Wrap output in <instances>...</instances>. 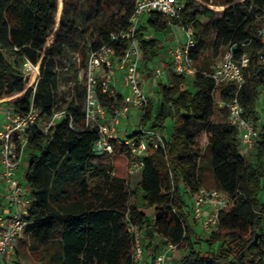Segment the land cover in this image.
Returning <instances> with one entry per match:
<instances>
[{"label":"trees","instance_id":"trees-1","mask_svg":"<svg viewBox=\"0 0 264 264\" xmlns=\"http://www.w3.org/2000/svg\"><path fill=\"white\" fill-rule=\"evenodd\" d=\"M178 1L183 5L182 23L194 28L195 47L190 57L197 73L187 80L173 73L170 64L167 83L156 86V114L153 116L152 104L148 103L139 130L132 136L149 128L158 129L164 139L163 149L150 150L144 158L135 185L143 205L153 209L152 221L132 205L126 179L114 174L112 155L95 149L97 130L85 121L84 72L83 83L73 88L66 105L57 104L55 58L64 42L71 41V30L67 29L57 35L54 45L47 46L57 1L0 0V105L11 102L10 107L22 117L34 108L39 121L45 122L56 111H65V117L47 129L36 126L27 133L24 186L30 205L21 234L36 264H134V238L127 231L128 221L143 230L149 240L158 235L176 245L183 252L178 264H264V202L258 198L264 191V136L251 162L240 153L225 109L221 108V121L213 120L217 101L226 103L237 95L244 118L264 121L258 106L264 85V62L259 60L264 55V43L259 38L262 26L255 20L258 13L264 18V0H199L201 5L194 11L190 4L195 0ZM135 2L124 0L118 23L104 25L88 51L82 50L83 69L90 51L110 44L117 58L128 46L127 39L112 42L111 35L128 27ZM216 5L223 11H215ZM146 15V27L139 23L135 32L141 51L140 73L146 72L158 45L155 39L145 38L146 29L163 32L168 24L179 26L178 20L162 14ZM65 16L64 12V21ZM197 16L206 17L208 23H200ZM64 21L60 24L65 27ZM218 42L227 44L226 49L232 47L237 62L244 54L249 57L243 68L245 83L239 91L225 84L215 86L212 79L214 64L204 56ZM5 52L36 68V72L29 71L35 74L32 83L38 76L34 86L26 87L27 77L7 61ZM99 99L105 107L122 100L107 94L99 95ZM168 118L175 121L169 135L164 127ZM112 146L114 154L117 144ZM207 180L230 198L227 210L219 215L218 231L205 239L210 249L228 242L215 253L195 248L200 238L182 194L190 197L205 187Z\"/></svg>","mask_w":264,"mask_h":264},{"label":"built area","instance_id":"built-area-1","mask_svg":"<svg viewBox=\"0 0 264 264\" xmlns=\"http://www.w3.org/2000/svg\"><path fill=\"white\" fill-rule=\"evenodd\" d=\"M183 5L178 0H136L128 27L111 35V41L127 39L128 46L116 58L115 48L104 45L99 49L90 51L84 68V103L85 121L91 128H96L98 139L95 142L97 152H106L113 155L112 143L115 142L127 159L126 175L133 177L140 175L144 166V158L150 150L157 151L164 147V139L158 129H142L135 137L118 140L120 119L125 117L131 107L139 109L142 113L149 103L148 96L143 88L139 70L141 51L135 32L140 23V18L149 13H159L179 21L183 32V41L178 42L167 50L171 70L177 75L184 76L187 80L197 71L190 57L195 47L194 28L181 21ZM259 38L264 43V28L259 31ZM249 57L244 54L240 61L234 58L232 47L225 50L223 55L212 66V79L215 86L222 84L234 87L237 91L245 83L243 68L247 66ZM264 62V55L259 56ZM116 70L123 73L128 86L129 94L118 105L105 107L101 104L99 95H109L114 98L113 81ZM156 76L161 77V72L156 71ZM260 95L264 97V85L260 88ZM219 108L226 111V122L236 131L240 143V153L245 158L256 151L258 142L264 136V121H252L244 118L243 107L235 95L228 102L217 101ZM0 179L7 188V204L12 210L9 217H0V263H9L16 254V240L21 235L26 225L24 217L30 205L27 190L17 178V171L21 165L22 154L27 143V133L33 130L39 122V113L30 108L25 117L19 115L12 107L4 105L0 109ZM65 117V111H56L46 122L47 127L59 122ZM251 158V156L249 157ZM252 160V158H251ZM191 206L188 211L189 218L194 226L203 233L211 235L218 231L219 215L226 211L229 204V195L216 188H199L198 192L191 194ZM155 215L151 216V220ZM127 231L134 238L132 258L134 264H144L143 235L132 222H127ZM161 236L155 235L152 243L154 246L162 245L160 252L156 253L148 264H170L171 253L178 250L177 246L166 242Z\"/></svg>","mask_w":264,"mask_h":264},{"label":"rangeland","instance_id":"rangeland-1","mask_svg":"<svg viewBox=\"0 0 264 264\" xmlns=\"http://www.w3.org/2000/svg\"><path fill=\"white\" fill-rule=\"evenodd\" d=\"M57 1V14L55 17V23L54 26L48 36L47 40V46L54 45L56 42V37L58 34L66 33L68 30H71V41L70 43L64 42V46L61 48V51L59 55L55 58V71L57 74V80H58V91L56 96V101L59 107H64L66 103L70 100L71 95L73 93V88L75 86H79V84L83 83V66L80 63L81 59V52L82 50H87L90 48L92 43L94 42L97 33L99 29H101L104 25H114L118 23L119 15L124 7V0H56ZM241 1V0H240ZM191 5V11H194L198 5H201V2L199 0H195L194 3ZM215 11L222 12L223 7L221 5L214 6ZM66 13L65 21L62 18V14ZM256 21L260 23L262 28H264V18L261 17L260 13L257 14ZM197 19L200 23L206 24L208 23V19L204 16H197ZM146 20L147 15H143L140 18V25L146 27ZM64 21L66 26H62L60 23ZM163 32H156L152 29L147 28L145 31V38L146 39H158L160 41L159 44H163ZM227 44L223 43H216V46L212 48V50L208 51L205 54V58L213 65L225 52ZM5 58L7 61L14 67H17L20 72H22L27 77V84L26 87L34 86L35 82L37 81V78L32 83V76L35 74H29V71L36 72V68L33 67L28 63H24L18 60V58L13 55L11 52H5ZM164 61H158L153 60V62H150L147 65L146 73H150L151 76H148L147 74L143 77V83L146 85L145 89L148 93V100L149 103L152 104V107L156 109L158 100H157V94L153 92V90L156 88L157 84H166L165 79L161 77H156V71H165L166 67L164 65ZM77 71V76L74 75V72ZM144 74V72H143ZM122 93H127L128 86L126 85L124 88H120ZM193 91V90H192ZM17 98H20L21 95H17ZM217 99V96H215ZM8 100H5V102ZM7 106H11V102H7ZM4 106V104L0 105V109ZM258 106L260 109V112L264 113V97L260 96L258 100ZM156 112V111H155ZM1 113V111H0ZM156 113H153V116ZM221 108L218 107V105L215 106L213 120L216 122H219L222 120L221 117ZM141 115L138 116L134 115L130 120V127L127 129L126 134H133L135 130H138L137 126L135 124H138L141 119ZM136 122V123H135ZM175 121L173 119H167L165 121L164 127L167 134H170L173 130V125ZM37 126L41 130L47 129V125L45 121H39L37 123ZM150 127V125H148ZM29 151L27 149L24 150L22 154V164L23 161L27 159ZM247 159V158H246ZM249 161V158L247 159ZM21 164L20 168V174L17 176L19 182L23 185L26 184L24 180V171L25 167ZM112 166L113 171L116 173L117 177L121 179H125L128 183L129 189L132 193V205L138 207L141 211L145 212L147 215L152 214V208H149L145 205H143V201L141 199V192H137L135 190V185L138 182V178L136 176L129 177L126 175L127 171V159L125 155L122 154V152H116L112 155ZM2 183V184H1ZM4 185V183L0 179V186ZM206 188H213L211 186V183L209 180H207ZM0 187V202L1 206H4V203L7 201L6 197V189L5 185ZM183 199L186 206V211H190V206L192 199L189 197L186 193H183ZM27 195L29 196L28 190ZM259 200L261 202H264V191H262L259 194ZM6 200V201H5ZM2 209L0 208V212ZM11 215V214H10ZM4 216H7L5 213ZM198 237L200 240L198 241L199 244L195 245V248L200 252H217L221 251L227 246V241L220 242L217 245H215L213 248H208L205 242V239L208 237V235H203L202 232L196 227L195 228ZM147 238V237H146ZM148 239V238H147ZM146 239V240H147ZM145 240V238H144ZM16 254L13 257L12 261H10L8 264H13L15 261H18L21 264H36L34 261V254L30 251L27 240L25 237L21 234L17 240H16ZM144 248L146 249V260L152 258L156 254V247H152L151 244H145ZM183 252L180 250H177L174 255H172L169 259L170 264H178Z\"/></svg>","mask_w":264,"mask_h":264},{"label":"crops","instance_id":"crops-1","mask_svg":"<svg viewBox=\"0 0 264 264\" xmlns=\"http://www.w3.org/2000/svg\"><path fill=\"white\" fill-rule=\"evenodd\" d=\"M141 23V22H140ZM163 39H162V41H163V44H159V42L158 41H160V40H156L157 42H158V45H157V48H156V56L153 58V60H158V61H164V63L166 64H164L165 65V67H166V70L165 71H160L161 72V78H164L165 79V82L167 83V70L170 68V59H169V57H168V55H167V50H168V48H170L171 46H174L175 44H177L178 42H182L183 41V32H182V30H181V28L179 27V26H176V25H169L168 24V27H167V29L165 30V31H163ZM153 60L151 61V62H153ZM140 65H141V61H140ZM143 72L144 71H142L141 70V80H142V84H143V88H144V90H145V93L148 95V93H147V91H146V89H145V87H146V85L143 83V76L144 75H146L147 73L146 72H144V74H143ZM148 75V74H147ZM156 76V75H155ZM157 77V76H156ZM127 84H126V82H125V80H124V77H123V73L121 72V71H119V70H116V73H115V79H114V81H113V92H114V96L117 98H121V99H123L124 97H126L128 94H129V92H127V93H122V91L120 90V88L122 89V88H124L125 86H126ZM155 90H156V88L153 90V92H155ZM120 101V100H119ZM153 113H155V108H153ZM261 113V118L262 119H264V113H262V112H260ZM138 114V116L139 115H141L142 114V112L139 110V109H137V108H135V107H131L130 108V111H129V113L125 116V117H122L121 119H120V122H119V125H118V127H117V130H118V135H117V137H118V140L119 141H122V140H125L126 138H130V137H132L135 133H137V131L139 130V123L138 124H135L136 126H137V128H138V130H135V132L133 133V134H131V135H129V134H126L127 133V129L130 127V120H131V118L134 116V115H137ZM0 120H2V116H1V113H0ZM136 123V122H135ZM147 129V128H146ZM167 135H169V134H167ZM117 152H120L121 153V151H120V149H119V147H117ZM256 152V151H255ZM255 152L253 153V154H250V156H251V158H252V160H251V158H249L250 156H248V158H249V160L251 161V162H254L255 161V157H254V154H255ZM123 155H124V153H122ZM126 157V156H125ZM246 158V157H245ZM247 158V159H248ZM27 160H28V158L26 159V160H24L23 161V164H22V161H21V164L24 166V167H26V163H27ZM21 166V165H20ZM20 170H21V168L19 167V169H18V171H17V176L20 174ZM0 171H1V166H0ZM114 174H116V173H114ZM117 176V175H116ZM136 177L138 178V181L140 180V175H136ZM127 177L125 176V179H126ZM2 184V183H1ZM3 186L4 185H1L0 187H2V190H4L3 189ZM5 189H6V192H7V188H6V185H5ZM4 193H5V190H4ZM6 201V200H5ZM0 205H2L1 204V202H0ZM1 209H2V211L0 212V217H9V215L10 214H12V210H11V208L8 206V204H7V201L4 203V206H1ZM7 214V216H4V214ZM145 213V212H144ZM152 214H150V215H147L146 213V215L147 216H149V217H151L154 213H153V210H152V212H151ZM144 238H145V240H144ZM148 238V237H147ZM146 238V236H145V232H144V235H143V249H144V256H145V259H144V264H148L150 261H151V259L152 258H150V259H148V260H146V257H147V255H146V249L144 248V245L145 244H151V246L152 247H155L154 246V244L152 243V240H153V238L151 239V240H149V238L147 239ZM147 239V240H146ZM157 250H156V253H158V252H160V250L162 249V245H160L159 244V246H158V248H156ZM176 252V251H175ZM175 252L174 253H171L170 254V257L172 256V255H174L175 254ZM169 257V258H170ZM1 264V263H0Z\"/></svg>","mask_w":264,"mask_h":264}]
</instances>
